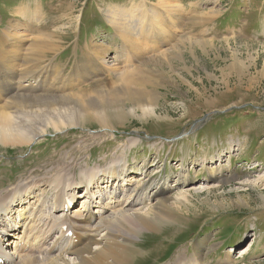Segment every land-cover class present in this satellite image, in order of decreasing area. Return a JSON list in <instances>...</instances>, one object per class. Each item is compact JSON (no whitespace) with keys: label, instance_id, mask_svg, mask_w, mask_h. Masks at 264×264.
Here are the masks:
<instances>
[{"label":"rangeland","instance_id":"obj_1","mask_svg":"<svg viewBox=\"0 0 264 264\" xmlns=\"http://www.w3.org/2000/svg\"><path fill=\"white\" fill-rule=\"evenodd\" d=\"M180 39L169 63L157 58ZM33 44L44 45L39 54ZM31 57L39 61L27 64ZM148 57L161 62L155 87H146L155 102L142 106L152 117L127 105L122 122L107 128L50 126L30 145H0V194L23 179H75L124 149L139 183L188 177L169 194V203L181 202L174 210L183 224L140 236L146 254L134 264H172L178 255L179 264L196 256L202 264H264V0H0V104L13 77L24 92L82 98L90 88L84 95L95 98ZM218 168L229 180L210 178ZM42 189V199H53Z\"/></svg>","mask_w":264,"mask_h":264},{"label":"bare ground","instance_id":"obj_2","mask_svg":"<svg viewBox=\"0 0 264 264\" xmlns=\"http://www.w3.org/2000/svg\"><path fill=\"white\" fill-rule=\"evenodd\" d=\"M21 10L18 9V14ZM25 11L32 14L34 10ZM110 22L114 24V18ZM134 29L136 32L141 29L140 21L134 22ZM47 43L51 41L47 40ZM184 44L185 40L180 39L178 44L158 53L157 58L169 63L172 58L169 50ZM31 46L39 54L44 45ZM28 59L27 64L39 61L38 57ZM160 63L148 57L135 68L118 72L116 82L110 83L106 90H96L95 98L84 95L90 88L80 93L82 98L24 92L13 77L5 89V94L12 95L2 98L4 101L0 104V145H30L45 135L50 126L57 131L97 122L107 128L123 120L121 117L126 115L127 105L133 111L140 108L145 118L152 117L154 112L150 106H142L155 102V95L146 87H155L151 76L160 70ZM48 88L42 86L40 91ZM136 143V139L132 140L128 147ZM127 163L123 149L113 164L89 168L79 172L75 179L74 176L56 177L44 183L23 179L0 194L2 264H134L141 259L146 250L137 244L140 236L158 234L167 226L183 224L174 210L181 202L169 203V194L175 188L186 186L188 177L180 172L173 177L174 185L163 182L151 188L145 182L139 183L140 171L127 172ZM209 172L211 179L229 180L228 177L225 179V168ZM130 174L135 176L129 179ZM42 188H48L53 199H42L45 195ZM187 194L183 195L185 199ZM182 257L178 255L172 264H179ZM194 259V264H202L199 256ZM189 263L182 259L180 264Z\"/></svg>","mask_w":264,"mask_h":264}]
</instances>
